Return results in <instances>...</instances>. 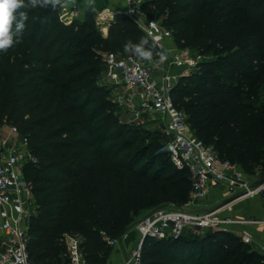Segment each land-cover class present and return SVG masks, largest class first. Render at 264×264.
I'll use <instances>...</instances> for the list:
<instances>
[{"label":"trees","instance_id":"trees-1","mask_svg":"<svg viewBox=\"0 0 264 264\" xmlns=\"http://www.w3.org/2000/svg\"><path fill=\"white\" fill-rule=\"evenodd\" d=\"M143 9L180 47L212 56L178 80L174 103L195 136L254 174L264 159V0H151ZM27 11L21 42L0 53V130L17 127L40 159L24 169L37 205L30 257L70 264L65 238L75 235L87 264H108L113 247L103 234L119 238L143 213L191 200L190 172L174 167L162 131L147 143L113 114L98 84L104 55L128 54L125 43L146 33L125 14L104 36L90 11L72 23L61 8ZM258 261L263 256L241 238L207 230L145 239L141 264Z\"/></svg>","mask_w":264,"mask_h":264},{"label":"built area","instance_id":"built-area-1","mask_svg":"<svg viewBox=\"0 0 264 264\" xmlns=\"http://www.w3.org/2000/svg\"><path fill=\"white\" fill-rule=\"evenodd\" d=\"M149 1L125 0L127 8L123 12L105 9L96 16L97 25L102 29L110 25L117 15L125 14L140 27H148L152 32L150 39L154 38L155 43L162 47L165 40L173 38V33L157 19L147 18L143 5ZM200 61V57L184 58L176 54L171 63L156 74L153 60L143 61L131 54L119 55L114 52L104 55V75L109 83L124 86L132 92L128 102H135L134 109L143 107L161 119L164 151L169 153L174 167L190 172L192 188L189 203L202 204L215 184L224 186L232 198L228 204L204 213H193L174 204L158 207L127 228L119 238L103 234L104 240L112 247L129 239L132 232L138 235L125 264H141L144 242L149 237L178 240L189 230L194 233L207 230L228 232L223 226L235 220L222 216L226 207L237 200L264 194V178L256 184L259 173H246L238 163L222 158L212 144L195 136L187 114L174 103L172 91L181 75L172 72L171 68L191 71ZM39 162V157L29 147L28 138L22 136L17 127L12 126L5 138L0 134V264H35L28 250V223L37 205L24 169ZM241 238L246 244L252 243L250 234H244ZM65 240L70 264H87L81 249V238L66 235Z\"/></svg>","mask_w":264,"mask_h":264},{"label":"crops","instance_id":"crops-1","mask_svg":"<svg viewBox=\"0 0 264 264\" xmlns=\"http://www.w3.org/2000/svg\"><path fill=\"white\" fill-rule=\"evenodd\" d=\"M126 8L127 3L125 0H75V4L70 5L66 9H62L61 18L65 23H72L77 19H82L87 11L91 12L92 10L97 16L105 9L111 10L112 12H123ZM64 13L71 15L72 19L65 21L63 19ZM109 26L110 25L103 26L102 29H104V27L106 29V31L102 30L104 36L108 35ZM164 43L167 51H170L171 49L173 53L177 51V49L172 47L170 39L165 40ZM181 69L183 70V68ZM174 73H178V71L175 70ZM259 180L260 179L256 182ZM231 200L232 198L228 196L226 188L220 184H215L210 188L207 199L202 204L197 205L202 211L198 213L215 210L228 204ZM148 213L149 212L143 213L138 220L142 219ZM221 214L223 217H231L235 220L234 223L225 224L223 226L228 232L239 238L244 234L251 235L252 243L250 246L258 251L263 256L264 260V224L262 223L264 220V194L237 200L227 206L226 210ZM186 235H190L189 231H187ZM137 240L138 235L135 232H132L129 239L114 246L109 256L108 264H125L126 257L135 246Z\"/></svg>","mask_w":264,"mask_h":264},{"label":"rangeland","instance_id":"rangeland-1","mask_svg":"<svg viewBox=\"0 0 264 264\" xmlns=\"http://www.w3.org/2000/svg\"><path fill=\"white\" fill-rule=\"evenodd\" d=\"M71 19H72V16H71ZM161 20L163 21V18ZM101 30H103V29H101ZM170 40L172 42V47L174 49H177V51H175L174 53H173L172 49L170 51H168L167 61L159 67L157 66V58L156 57L153 58V65L157 71L156 74H159V72L163 68H165L167 65H169V63H171V61L173 60V58L176 54H179V55L183 56L184 58L200 57L201 61L209 59V57H212L211 55L209 56V55L200 54V52L197 49H195L191 46L180 47L177 44L175 38H172ZM164 46H165L164 42L162 43V47L161 46L159 47L157 45L159 50L165 49L166 46L165 47ZM109 52L116 53L117 51L110 50ZM119 55H122V54L119 53ZM178 69L179 68H171V71L174 72L175 70H177L178 74H180L181 77L188 75L192 71V70L191 71L187 70L186 68H183V70L182 69L178 70ZM98 84H99V87L101 88V90L103 92V95L105 94L104 96H105L106 100H108L110 103V109L112 110L113 114L118 117V119L120 120L121 123L135 126V127L139 128L141 131H143V133L148 138L147 143L151 142V140L154 139V137H158L157 132H160L162 129L161 128V126H162L161 119L157 115L153 114L151 111H149L148 109H145L143 107H141L139 109H134V107L136 105L135 102H134V104H130L128 102V99L131 98V96H132V92L127 91V89H125L124 86H113L112 84H110L109 81L106 79L104 72L100 75V77L98 79ZM137 105H139V102L137 103ZM11 128H12L11 125H5L4 127H2V130L0 133L1 137L2 138L7 137V135L10 134ZM160 135L161 134L159 133V136ZM263 162H264V159L262 162H260V164L258 166H256L254 168L255 169L254 174L259 173V179L260 180H263V177H264V173H263L264 167L262 166ZM26 180H27V178H26ZM259 195H262V194H259ZM255 196H257V195H255ZM179 208L193 212V213L202 212L201 209L197 205L190 204V203L181 204L179 206ZM189 234L193 235L194 232L189 230ZM261 263L262 262H259V261L257 262V264H261Z\"/></svg>","mask_w":264,"mask_h":264},{"label":"clouds","instance_id":"clouds-1","mask_svg":"<svg viewBox=\"0 0 264 264\" xmlns=\"http://www.w3.org/2000/svg\"><path fill=\"white\" fill-rule=\"evenodd\" d=\"M75 4V0H0V53L7 52L22 40L28 21L30 9L42 8L56 10L66 9ZM146 35L138 42L129 40L124 45L125 52L143 61H152L157 58V66L163 65L168 59V51L156 49L152 32L148 27L141 25Z\"/></svg>","mask_w":264,"mask_h":264},{"label":"water","instance_id":"water-1","mask_svg":"<svg viewBox=\"0 0 264 264\" xmlns=\"http://www.w3.org/2000/svg\"><path fill=\"white\" fill-rule=\"evenodd\" d=\"M92 13H94L92 10H91ZM95 14V13H94ZM259 182H257L256 184H258Z\"/></svg>","mask_w":264,"mask_h":264},{"label":"bare ground","instance_id":"bare-ground-1","mask_svg":"<svg viewBox=\"0 0 264 264\" xmlns=\"http://www.w3.org/2000/svg\"><path fill=\"white\" fill-rule=\"evenodd\" d=\"M104 31H106V29H105V27H104V29H103Z\"/></svg>","mask_w":264,"mask_h":264}]
</instances>
